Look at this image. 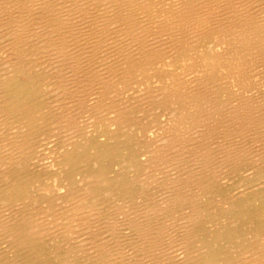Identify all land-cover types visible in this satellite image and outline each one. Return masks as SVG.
<instances>
[{"label":"bare ground","instance_id":"1","mask_svg":"<svg viewBox=\"0 0 264 264\" xmlns=\"http://www.w3.org/2000/svg\"><path fill=\"white\" fill-rule=\"evenodd\" d=\"M257 62L264 0H0V264H65L63 244L92 264H264L261 236L258 251L232 262L203 240L189 244L206 183L228 162L264 158L250 150L264 146V81L249 89ZM142 105L154 110L153 130L132 113ZM137 129L147 152L127 165L138 196L79 159L63 178V148L94 153L96 135L134 139ZM117 191L126 198L104 218L99 196ZM179 213L187 225L177 234L168 220Z\"/></svg>","mask_w":264,"mask_h":264},{"label":"rangeland","instance_id":"2","mask_svg":"<svg viewBox=\"0 0 264 264\" xmlns=\"http://www.w3.org/2000/svg\"><path fill=\"white\" fill-rule=\"evenodd\" d=\"M260 62V61H259ZM259 62H257L254 66V70H253V77H252V80H255V81H252L250 84L251 87L249 88L251 91L250 93L252 95H255L258 93V92H255L256 89H254L255 87L256 88H259L261 86V81L263 82L264 81V64L261 62V66L259 64ZM263 64V65H262ZM261 68H259V67ZM255 69L257 72H260V74L258 75V73L255 72ZM256 74V75H255ZM258 76L260 78H258ZM257 78V79H256ZM261 79V80H259ZM263 79V80H262ZM258 80V82L260 81V84L256 83V81ZM264 83V82H263ZM262 83V85H264ZM257 86H253V85H256ZM254 87V88H253ZM263 87V88H262ZM254 92H253V91ZM263 90V91H262ZM261 92L259 94L260 96V102H263L262 104H264V86H261L260 87V91ZM248 92V94H250ZM247 94V95H248ZM250 94V95H251ZM133 97V95L131 96ZM129 97V98H131ZM134 101H136L134 99ZM138 102L141 101V99L139 98L137 100ZM136 101V102H137ZM258 101V100H257ZM136 105V104H135ZM143 106V105H142ZM144 109H143V112H135L137 108H135L133 110V115L136 116L135 114H138V115H141L142 118L144 119V117H146V120H143L142 123L145 121V125L147 126H144L142 129H145L146 127L148 128V125L151 126L150 129H154V124H152L153 122L151 121L153 119V113L152 109H150L149 107H147L145 109V105L143 106ZM141 107V108H143ZM264 107V105H263ZM150 109V110H148ZM139 109H137L138 111ZM145 110V111H144ZM157 111H159L160 113V118H163L166 116V117H171L174 116L172 114H174V112H171L173 110H165L164 108H160L158 109ZM167 111V112H166ZM264 111V109H263ZM262 111V112H263ZM162 112V113H161ZM164 113V114H163ZM172 113V114H171ZM264 113V112H263ZM151 114V115H150ZM168 114V116H167ZM147 116H148V119H147ZM163 116V117H162ZM150 119V120H149ZM166 119V118H165ZM158 121V120H157ZM148 122L150 124H148ZM149 126V127H150ZM67 130L64 131V126H63V147H65L64 145V139L66 137V135H69L68 131L66 132ZM134 135V139L133 138H129L127 136V134H123L121 135V133H117V134H111L112 136H114L113 138L109 139L108 137H106L105 135H96L95 136V139L96 140H93L92 143L93 144H96L98 146V148H96L97 150L91 153H93L91 155V153H89L90 150H87L86 149V144H81V150L78 151L77 154H73L72 152H70L71 150L69 149H65L63 148V178L65 177V170H66V165H68L69 163L73 164L75 161L77 162H81L82 165H87L89 168H92L93 170H96V171H99L98 173H102L107 179H110L109 181H111V185L114 186V188L116 189H120L118 187H116L114 184H118L120 187H122L123 191L127 192L130 194V195H136L138 196V193H137V190H135V187H134V178L137 177V173L138 172H135L133 170H131V168L129 167V165H127L128 161L129 162H132V163H135L139 160V157L142 158V155L140 154H145L147 152L146 149H140L137 147L136 145V141L134 142V140H136L138 138V134L140 135L141 133V129H138L135 130V131H131ZM76 135L78 136V132H76ZM75 135V136H76ZM100 135V136H99ZM137 136V137H136ZM103 140H102V138ZM125 137V138H124ZM127 137V138H126ZM93 139V138H92ZM101 139V140H100ZM116 139H117V142H116ZM129 139V140H128ZM99 140V141H98ZM122 140V141H121ZM120 141V142H119ZM122 142V143H121ZM114 143V144H113ZM129 143V144H128ZM132 143V144H131ZM91 144V145H93ZM108 144V145H107ZM119 144V145H118ZM125 144H126V147H125ZM128 145V147H127ZM114 149H112V147ZM118 146V147H117ZM255 145H251L252 149H250L253 153H256L257 151L260 152L262 150V153H264V146L263 145H257L256 147ZM111 147V148H109ZM102 148V149H101ZM133 148V149H132ZM260 148V149H259ZM112 151L113 152V155H115V158L113 161H110L109 159H112V158H107L106 155V152L105 151ZM112 149V150H111ZM119 149V150H118ZM137 149V150H136ZM257 149V150H256ZM101 150V151H100ZM118 150V151H117ZM136 150V151H135ZM139 150V151H138ZM141 150V151H140ZM143 150V151H142ZM123 151V152H122ZM134 151V153H133ZM138 151V152H137ZM102 152V153H101ZM105 154H104V153ZM117 152V154H116ZM130 152V153H129ZM145 152V153H144ZM84 153V154H83ZM100 153V154H99ZM115 153V154H114ZM129 155H128V154ZM98 154V155H97ZM104 154V155H103ZM125 154L127 156H125ZM138 154V155H137ZM87 155V156H86ZM91 155V156H90ZM118 155V156H117ZM102 156V157H101ZM131 156V157H130ZM137 156V158L135 157ZM87 157V158H86ZM98 157V158H96ZM106 157V158H105ZM122 157V158H121ZM131 159H130V158ZM135 158V159H134ZM91 159V160H90ZM98 159H100V163L99 165L100 166H104L102 168H93L94 166H91V165H94L93 161H98ZM134 159L135 162L132 160ZM138 159V160H136ZM258 160V159H256ZM85 161V162H84ZM254 161V162H253ZM257 161L255 160H249V161H245L243 163H238V165L236 164L235 166H232L234 165L235 163H231V162H228V164L226 163L225 165L229 166H223L222 168L224 169L223 170H219V174L220 176L214 180H211L209 181L208 183H206V192H207V196L204 198V201L202 203V207H203V210H201V217L195 222L194 224V227L192 226L191 229H193L192 233L190 234L192 237V241L189 243L190 246L193 248V250H198L199 248H201V242L202 241L204 244L208 243V245H211L212 247H214L215 249H223L225 251V254L224 256H227V258L229 259V262H232V261H235L236 258L242 254L244 251H246L249 247L253 248L254 251H258L260 248H261V244L258 242L260 241L261 237L264 239V158L261 159V160H258V162L256 163ZM262 162V163H261ZM118 164V165H117ZM243 164V165H242ZM261 164V165H260ZM110 167H109V166ZM113 165V166H112ZM117 165V166H115ZM249 165H251L249 167ZM126 166V167H125ZM233 168H232V167ZM241 166V167H240ZM255 166V167H254ZM109 167V168H108ZM240 167V168H239ZM249 167V168H248ZM254 167V168H253ZM195 167H192V171L195 170L194 169ZM221 168V169H222ZM247 168V170H246ZM259 168V169H258ZM225 169L227 171L226 172L227 174L230 173V174H225ZM249 169L251 170L250 173H249ZM256 169H257V173H256ZM102 170V171H101ZM107 170V171H106ZM113 170V171H111ZM253 170V171H252ZM101 171V172H100ZM234 171V172H233ZM246 171V172H245ZM37 172H41V171H37ZM111 172V173H110ZM141 172V171H140ZM139 172V173H140ZM242 172V173H241ZM41 173H44V172H41ZM115 173V174H113ZM234 173V174H233ZM239 173V174H238ZM141 174V173H140ZM250 174V175H249ZM263 174V175H262ZM111 175V176H110ZM205 177H206V182L208 181L207 180V177L209 175V173L205 172ZM216 174H213V172L211 173V176H215ZM224 175V176H223ZM235 175V176H234ZM124 176V177H123ZM79 177V176H78ZM160 176V179L163 180L165 178ZM210 177V176H209ZM221 178V179H220ZM239 178V179H238ZM112 179V180H111ZM218 179H220L219 181L220 182H217ZM51 180V179H49ZM122 180V181H121ZM231 180V181H230ZM64 181V180H63ZM117 181V182H115ZM130 181V183H129ZM216 181V182H215ZM228 181V183H226ZM236 181V183H235ZM259 181V182H257ZM256 182V183H255ZM122 185H121V184ZM223 183V184H222ZM225 183V184H224ZM66 182H63V186H66L65 185ZM221 184V185H220ZM260 184V185H258ZM263 184V185H261ZM214 185V186H213ZM220 185V186H218ZM227 185V186H226ZM254 185V186H252ZM258 185V186H257ZM224 186L227 187L226 190H224ZM128 187V188H127ZM140 187V186H139ZM152 187H155V186H152ZM230 187V188H229ZM240 187V188H239ZM246 187V188H245ZM252 187V188H251ZM254 187V188H253ZM162 187H160L158 189V192L160 191ZM223 188V189H222ZM244 188V189H243ZM64 191L63 192H66L65 190V187H63ZM129 189V190H128ZM132 189V190H131ZM150 190H153L152 192H155L157 189L154 188V189H151L149 188ZM127 190V191H126ZM149 190V193L151 194L152 192ZM245 190V191H244ZM222 191V192H221ZM243 191V192H242ZM118 192V191H117ZM220 192V193H219ZM230 192V193H229ZM233 192V193H231ZM239 192V194H238ZM212 193V194H211ZM237 193V194H236ZM64 194V193H63ZM119 194V195H118ZM118 194L114 195V196H109L108 198V195H106V193H103L102 195L99 196V198L101 199V201L99 200V204H104L102 210L104 212L103 214V217H108L109 214L112 213L113 211V208H109V206H112L113 204H117V205H120L123 203V200L126 198L124 197L122 200L120 199L121 198V193L118 192ZM129 194H127L126 196H129ZM241 194V195H240ZM210 195V199H209V196ZM230 195V196H229ZM236 195V196H234ZM107 196V197H105ZM135 196V198H136ZM225 196V197H224ZM65 197V198H64ZM224 197V198H223ZM232 197V198H231ZM234 197V198H233ZM236 197V198H235ZM63 198L68 200V202H72L70 201L71 199L69 197H66V195H63ZM134 198V197H133ZM231 198V199H230ZM117 199V200H116ZM143 199V198H142ZM142 199H130V202L132 204H134L136 201L138 202H141L140 200ZM206 199V200H205ZM215 200H218V201H214ZM221 199V200H219ZM231 201L230 204L229 203H226L228 200ZM261 199V200H260ZM227 200V201H226ZM208 201V202H207ZM210 201V202H209ZM224 201V202H223ZM226 201V202H225ZM221 202V203H220ZM73 203V202H72ZM86 203H88L86 201ZM218 203V204H217ZM255 203V204H254ZM69 204V203H68ZM67 204V205H68ZM130 204V203H129ZM212 204V205H211ZM220 204V205H219ZM223 204V205H222ZM89 205V204H88ZM214 205V206H213ZM217 205V206H216ZM219 205V206H218ZM206 206V207H205ZM210 206V207H209ZM225 206V207H224ZM106 207V208H105ZM208 207V208H207ZM214 209H212V208ZM254 207V208H253ZM261 207V208H260ZM248 208V209H247ZM187 209V210H186ZM186 211H184L183 213V218L185 216H188L189 214V211H191L188 207H186ZM250 209V210H249ZM259 209V210H258ZM247 210V211H246ZM249 210V212H248ZM252 210V211H251ZM188 211V212H187ZM207 211V213L205 212ZM211 211V212H210ZM254 211V213H252ZM247 212V213H246ZM261 212V213H260ZM217 213V214H216ZM237 213V214H236ZM241 213V214H240ZM108 214V215H107ZM207 214V215H205ZM255 214V215H254ZM205 215V216H204ZM224 215V216H222ZM235 218H234V216ZM239 215V216H238ZM177 217L176 218H173L171 217L170 219L171 220H168L170 224H168V221H167V224L168 226L173 229V233H177V234H180L181 232L180 231H183L182 227L183 225L186 226V221L185 220H181L180 218H182V216H180V213L176 215ZM217 216V217H216ZM227 216V217H226ZM238 216V218H237ZM173 218V219H172ZM222 218V219H221ZM234 218V219H233ZM237 218V219H236ZM175 219V220H174ZM208 219V220H207ZM219 219V220H218ZM172 220H173V223H172ZM207 222H206V221ZM227 220V221H226ZM237 220V221H236ZM242 220V221H241ZM249 220V221H248ZM257 220V221H256ZM215 221V223H214ZM219 223H218V222ZM226 222L225 226H224V223L223 222ZM254 222V223H253ZM185 223V224H184ZM233 223V224H231ZM253 223V224H252ZM215 224V225H214ZM223 224V225H221ZM231 226H230V225ZM199 226V227H198ZM201 226V232L199 230ZM209 226V227H208ZM224 226V227H222ZM195 227L197 229H195ZM220 227V228H219ZM229 227V228H228ZM209 228V229H208ZM212 228V229H211ZM214 228V229H213ZM224 228V229H223ZM219 229V230H217ZM228 229H230L229 231H227ZM197 230V231H196ZM206 230V231H205ZM125 232L124 233H129V231H127L126 229L124 230ZM196 231V232H195ZM198 231L200 233H198ZM212 231V232H211ZM214 231V232H213ZM204 232V233H202ZM208 232V233H207ZM241 232H243L244 234H241ZM210 233V234H209ZM234 233V234H233ZM203 234V235H202ZM230 234V235H228ZM196 235V236H195ZM200 237H199V236ZM205 235V236H204ZM210 235V236H209ZM245 235L247 237H245ZM258 235V236H256ZM209 236V237H208ZM261 236V237H260ZM241 237V238H240ZM248 237H250L248 239ZM254 237V238H253ZM257 237V238H256ZM260 237V238H259ZM240 240H239V239ZM253 238V239H252ZM194 239V240H193ZM197 239V240H196ZM248 239V241H247ZM251 239V240H250ZM262 240V239H261ZM199 241V242H198ZM242 241V242H241ZM196 242V243H195ZM236 242V243H235ZM245 242V243H244ZM258 243V244H257ZM200 244V245H199ZM226 244V245H225ZM230 244V245H229ZM251 244V245H249ZM195 245V246H194ZM234 245V246H233ZM229 246V247H228ZM243 246V247H242ZM223 247V248H222ZM228 249H227V248ZM235 247V248H234ZM230 248V249H229ZM247 248V249H246ZM66 249H67V245L65 246L63 244V261L65 262V264H92L91 262L90 263H86L83 261L82 259V256L80 255H76L73 251H70L69 254H66ZM226 249V250H225ZM256 249V250H255ZM228 250V251H227ZM260 254H262L264 256L263 253H261L260 251H258ZM240 253V254H239ZM229 254V255H228ZM235 254V255H234ZM65 257V258H64ZM235 257V258H234ZM232 259V260H231ZM222 264V263H221Z\"/></svg>","mask_w":264,"mask_h":264}]
</instances>
